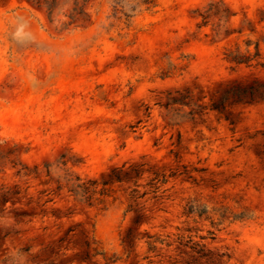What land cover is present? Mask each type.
<instances>
[{"label": "rangeland", "instance_id": "rangeland-1", "mask_svg": "<svg viewBox=\"0 0 264 264\" xmlns=\"http://www.w3.org/2000/svg\"><path fill=\"white\" fill-rule=\"evenodd\" d=\"M55 1L0 0V264H264V100L210 109L264 84V0H160L119 26L114 0L74 22ZM124 164L136 184L69 192Z\"/></svg>", "mask_w": 264, "mask_h": 264}, {"label": "trees", "instance_id": "trees-1", "mask_svg": "<svg viewBox=\"0 0 264 264\" xmlns=\"http://www.w3.org/2000/svg\"><path fill=\"white\" fill-rule=\"evenodd\" d=\"M160 0H114L112 5V10L109 15V19L111 20V26H119L122 23H126L134 12L139 10L140 8L150 9L154 8L158 5ZM55 0H53L52 4L48 5V9L52 12L53 5L55 4ZM89 0H83L82 3L78 0H74V8L70 14L72 21H77L81 17L89 20L90 16L85 12V7ZM37 6H41L39 2H36ZM229 62L234 63L236 66L240 64H247L253 60H256L259 57L258 52L254 54L253 57L244 56V55H231L228 56ZM259 63H257L258 65ZM257 99L264 100V84L253 82L250 85H243L241 83H237L232 85L229 89L225 90L216 100L212 101L210 104V109L214 110L218 113L225 112L229 106L252 102ZM176 101V100H174ZM143 171H140L136 165H122L121 167L113 168L107 175V179L102 180L100 183L97 180H87L82 181L79 177L76 178L78 183H73L68 186L69 192L75 197H79L80 200L89 201L91 197L95 194H99L101 196H108V190L106 186L109 183H121L123 181H132L134 184L137 183V180L142 177ZM82 181V182H81ZM101 185V189L97 190V188ZM137 186V185H135ZM155 192V191H153ZM20 194L19 189H15L14 191H5L1 194L2 200L6 203L7 199L18 196ZM147 193L144 192L139 194L138 190L133 189L129 195V199L135 203L137 208H132L130 205L129 211L134 210L136 212V216L133 219V225L137 224L139 220L142 218V210L143 206H139L137 203L138 200L142 199ZM204 239V238H201ZM138 240L137 235L134 234L133 227H130L125 236L126 244L131 247ZM153 243L156 241L148 242L149 246L153 247ZM161 243V242H160ZM179 245H183L181 242ZM169 246V245H168ZM186 246V245H184ZM190 248L196 252L199 258H213L212 252L206 248V245L203 243H193ZM225 255H218V258H222Z\"/></svg>", "mask_w": 264, "mask_h": 264}]
</instances>
